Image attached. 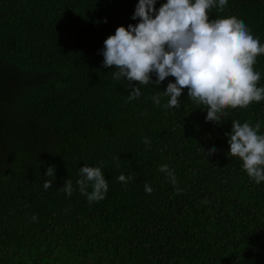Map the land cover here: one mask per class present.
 Wrapping results in <instances>:
<instances>
[{
    "label": "trees",
    "instance_id": "obj_1",
    "mask_svg": "<svg viewBox=\"0 0 264 264\" xmlns=\"http://www.w3.org/2000/svg\"><path fill=\"white\" fill-rule=\"evenodd\" d=\"M138 2L0 0V264H264V181L228 155L225 135L232 121L259 122L264 135V100L226 109L217 124L187 89L180 108L163 107L174 77L131 87L114 79L104 41L139 22ZM208 15L237 17L264 44V0H228ZM254 70L264 87V54ZM85 165L108 181L102 201L79 191Z\"/></svg>",
    "mask_w": 264,
    "mask_h": 264
},
{
    "label": "clouds",
    "instance_id": "obj_2",
    "mask_svg": "<svg viewBox=\"0 0 264 264\" xmlns=\"http://www.w3.org/2000/svg\"><path fill=\"white\" fill-rule=\"evenodd\" d=\"M227 4L228 0H166L157 10L156 0H139L132 16L139 22L117 27L104 41L103 66H115L113 78H125L128 87L133 81L139 86L159 85L174 77L175 82H169L163 91L170 98L163 107L180 108L179 97L187 89L193 102L207 107L206 122L219 124L226 109H243L264 100V87H257L261 74L254 70L257 57L264 54V44L235 16L209 19L210 9L223 11ZM152 74L156 76L154 82ZM139 86L129 93V100L140 97ZM153 102L160 105V96H154ZM260 128L259 122L253 127L249 122L232 121L231 132L225 134L229 137L228 155L242 160L243 169L257 184L264 181V135L258 134ZM143 142L150 147L148 138ZM216 151L212 148L208 153ZM159 171L172 184L177 183L168 165H161ZM79 174L76 184L89 203L105 199L109 185L100 167L85 165ZM45 175L55 178V166H49ZM129 179L118 176L125 184ZM52 183L46 180L44 189L52 188ZM73 190L71 179H67L63 191L71 197ZM152 191L146 183L145 192ZM176 191L179 194L183 190Z\"/></svg>",
    "mask_w": 264,
    "mask_h": 264
}]
</instances>
